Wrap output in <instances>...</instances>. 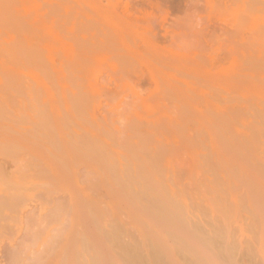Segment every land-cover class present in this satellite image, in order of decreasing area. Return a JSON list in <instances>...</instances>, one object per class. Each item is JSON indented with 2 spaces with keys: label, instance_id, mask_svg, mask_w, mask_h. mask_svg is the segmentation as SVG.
Instances as JSON below:
<instances>
[{
  "label": "rangeland",
  "instance_id": "rangeland-1",
  "mask_svg": "<svg viewBox=\"0 0 264 264\" xmlns=\"http://www.w3.org/2000/svg\"><path fill=\"white\" fill-rule=\"evenodd\" d=\"M164 2L166 6L162 9L158 4ZM248 9V4L243 3V0H0V91L6 83L9 86L16 83L21 87L14 90V86V92L7 93L6 101L4 99L6 103L2 105L5 108L0 106V117L3 116V119L0 118V124L13 120V124H17L20 130L31 129V133L35 131L40 135L53 130L59 122L70 127L72 119L65 107L64 97H68L72 92L67 88L83 91L91 83L96 91L88 94V109L76 111L80 118L89 125L95 122L90 116L93 104L100 120L106 116L110 122L115 120L122 127L127 118L140 117L145 128L159 133L169 142L179 140L181 143L178 157L176 156H181V159L176 158V167L180 164L179 170L175 171L177 175L183 176L181 179L178 177L179 181L193 177L198 167V170L203 171V179L206 176L204 173H211L208 170L211 166L207 165L216 162L218 156H221L220 161L218 158L219 162L223 159V163L232 160L228 158L227 152L228 159L222 157L225 154L223 151H226L224 141H227L229 146V143H232L229 141L237 135L232 132V138L230 132H221L218 126L220 122L217 124L221 118L216 111L220 112L224 107L230 108V105H240L236 110L239 114L240 107L242 118V114L249 115L254 111L247 110L248 105L255 107L257 111V108H261L257 103L264 104L263 89L259 88L261 83L244 78L247 74L242 76L244 70L249 73V68L259 67L263 63L258 54L259 49L264 50L263 23L259 19L260 23H257L262 26L256 24L252 28L247 27L246 23L257 15V18L263 17L264 11ZM6 18L15 23L13 28L6 29L1 26V22ZM34 53L39 55L38 61L31 59ZM257 63L259 66H256ZM77 66L83 67V72L72 75L71 71ZM259 93L261 94L258 95ZM94 97H97L96 101ZM241 103L245 107L244 112ZM198 104L202 111L197 109ZM246 104L248 105L244 106ZM1 108L7 109L5 111L8 112ZM248 115H244L246 119ZM251 115L256 116L255 112ZM252 118L255 117L249 118L250 121ZM241 121L244 122L243 119ZM236 123L238 122H235V125H238ZM248 124H245V129L238 125L239 129L245 130L239 133H249L253 127L249 124L250 129ZM219 131L231 139L229 140L228 136L221 139L223 135H220ZM241 139L244 138L238 137L236 140L240 142ZM3 144L4 141L0 137V147ZM19 152L20 155L18 156V153L16 157L7 155L4 158L0 155L1 160H5L2 164L4 171L0 173L4 176L3 180L5 179L3 183L8 184L2 185L7 189L1 194L7 197L8 194L13 196L16 193L21 197L18 200H21V206H16L11 213L5 212L9 213L10 218L5 214L7 217L5 216L4 222L7 224L2 228L4 232L0 229V241L3 243L0 242V264L12 262L9 249L12 252L22 251V264H40L43 260L46 262L49 256L50 261H54V254L63 251L68 239L79 234L83 226L78 221L80 218L77 220L73 216L70 205L63 201V194L68 192L67 194L74 195L82 190L78 191L79 187L74 181L57 179L55 182L54 179L58 177L57 174L56 178L54 177L56 172H52L53 179L47 169L46 172L40 171V154L42 155L44 149L37 142L24 144ZM211 169L213 170V167ZM187 179L182 182H187ZM234 179L233 182L237 178ZM182 182L179 183L183 184ZM210 185L206 180H202V189H205V192L202 190V207L199 206L198 209L202 210L203 218L205 214H210L212 209L216 214L222 210L221 206L218 207L212 200L214 194L209 189ZM59 189H62L60 194L64 191L63 197L55 192ZM52 195L55 198L49 199ZM61 202H64L62 207ZM245 202L241 201L242 206L237 209H230L228 206L231 215L228 216L229 220L232 216L233 220L238 219V214L244 220L248 217V207L243 208ZM114 203L112 204L116 207V201ZM119 204H122L117 205L121 210L126 209V228L130 232L140 233V223L137 217H133L137 215L136 212L129 213L127 204V208L125 203ZM56 205L61 207L58 209L59 216L54 214L58 208ZM214 209L220 211L216 212ZM233 210L237 211L236 214ZM50 213L54 214L53 218L57 215L56 219H53ZM34 216L37 217L36 221L31 220ZM29 217L33 222L29 221ZM244 220L242 222L247 229L251 223L247 219ZM32 228L37 235L40 234L36 238L37 241L29 236V229ZM38 229L40 231H36ZM141 232L144 233L142 229ZM247 233L250 235L248 231ZM254 239H248L249 243L252 242V245L248 246H253L256 241V238ZM248 246L243 243L244 250L246 247L248 249ZM252 248L249 250L253 251ZM245 251L246 253H242L247 263L252 261L253 264H264V251L258 252L255 257L252 251ZM242 253L239 256H242ZM250 255L253 256L250 258Z\"/></svg>",
  "mask_w": 264,
  "mask_h": 264
},
{
  "label": "bare ground",
  "instance_id": "bare-ground-1",
  "mask_svg": "<svg viewBox=\"0 0 264 264\" xmlns=\"http://www.w3.org/2000/svg\"><path fill=\"white\" fill-rule=\"evenodd\" d=\"M165 2L164 4H158L159 7L164 9V6H166ZM243 3L248 4L250 8L248 9L249 11H264V0H243ZM257 17L259 16L257 15L255 18L249 20L248 23H246V25L248 24L247 27L252 28L256 26V24H259V21H261L264 26V16L261 18ZM1 24V26L6 29H11L15 25L9 18L4 19ZM259 25L262 26L261 24ZM258 54L260 55L259 57H261L260 60L263 62L261 63L262 65L259 66V63H257L256 66L259 67L249 68L250 70H247L249 73L244 70L245 72H242V76L247 74L246 77H243L251 78L250 80H253V82L256 81L258 84L261 83L259 84V88H262L264 92V50L259 49ZM31 59L33 61H38L39 55L34 53ZM71 72L72 75L81 74L83 72V67L77 66V68H73ZM246 81L247 79L245 83ZM6 84L0 91V106L2 108H5L2 105L6 103L7 93L14 92V90L20 86H17L16 83H14L15 87L13 84L11 86ZM260 85H262V87H260ZM67 89H70L69 91L72 92L68 97L67 95L64 97L65 107L72 119L70 127H66L67 125L64 126L59 122V124L55 125L53 130L41 133L40 135L35 133V131L31 133V129L20 130L17 124H13V120L8 121V119H6L8 122L3 120L6 123L0 124V137L4 141V144L0 147V155H3L4 158L7 155H14L16 157L19 153V156V151L24 144L28 145L31 142H37L40 147L44 149V152H46H42V155L45 154L44 157L40 154V160H42L40 162V171L46 172L48 170L47 172L51 173L50 177L52 178L53 173L56 172L54 173V177L56 178V174L58 177L56 179L53 178L55 182L60 179L74 181L75 185L77 184L76 186L80 189H78V191L81 192L82 190L81 193H74V195L67 194L68 192L64 193V191L62 192L65 195L63 193L60 194L59 192H61L62 189L55 191L58 192L60 196H62V194L65 196L63 201L70 205L71 212L74 213L73 216H75L77 220L80 218L78 221H80L83 226L78 222V224L80 223L82 226V230L78 229L80 230L79 234L75 233L77 235L71 236L63 251L60 250L57 255L54 254L55 257L51 254L52 257L55 258L54 261H50V256L47 255L49 256L48 259H46L47 261L44 262L45 260H43V263L40 264H253L252 261L247 263L248 261L242 252L246 253L245 250L250 252L252 250L249 249L253 247L254 252L252 251L251 253H254L255 257V255L258 256V252L261 253L264 251V141H260L264 140L263 103H257V106L259 105L261 107L260 109L254 104L255 102L253 103L257 111H255L254 106V108H252L248 107L250 106L248 104L244 105H248L246 107L247 110H254L253 112H255L256 116H252V112L249 115L242 114L241 118L240 107L239 114L237 112L238 110H236L240 105L235 107V104L232 105L233 107H231V105L228 106L233 109L232 111H229L230 108L225 107L221 108L222 111L220 110V112H218L219 110L216 111L218 117L220 116L221 119H218V122L215 119L216 117H214V119L217 124L220 122L218 126L219 129L222 130L221 132H225L226 134L230 132L231 134L228 133L230 137L234 136L232 134L235 132L237 135L240 134L239 136L236 135L237 138H244L238 142L235 136V139L230 140L231 138L227 135L230 140L229 142L232 141V145L229 143V146L227 141L223 140L224 143L226 142V145L224 144V146H226L224 148L226 151H223L225 154H223L222 157L227 158V152V155H229L228 158L232 159L231 161L236 164H232L230 159V162L227 161V163H225V161L223 163V159L221 163L219 162L221 156H218L219 161L217 158L216 162H211V165H207L211 166V168L213 167V170L211 168L208 169L209 172L211 171L210 177L213 176L212 178L209 177L210 174L204 173L203 175L206 176L204 177L205 179H202L203 171H201L202 169L198 170L199 167L197 166L198 168H196L197 172H195V175L193 177H188V179L183 178L182 180H188L183 183L182 180L179 181L183 176L181 177L175 173V171L177 172V170H179L178 166L180 165L177 164L178 166L176 167V158L178 157V150L181 147L179 140L169 142L168 139L163 138L159 133L157 134L153 130L151 131L145 128L144 121L140 119V117L127 118V122L123 127L115 120L110 122L106 116H104L103 120H100L96 115V106L94 104L91 107L90 116L95 122L89 125L85 120L79 117L80 114L77 112L88 109L90 103L88 96L90 93H93V91H96L95 86H91L90 83L83 91H75V88L71 90V87ZM263 92L262 94H264ZM260 94L261 93L258 95ZM95 98L97 97H94V101H96ZM242 103L245 104L244 102ZM242 103L241 107H243ZM199 106L198 104V108H196L202 111L199 109ZM244 108L245 107L241 108L243 112L245 111ZM5 110L4 112L7 113L8 111ZM4 112L2 113L4 114ZM249 112H251V110ZM244 115H248L247 119ZM250 116L255 118H252L253 120L250 121ZM1 119H3V116ZM242 119L244 124L241 121ZM239 121H241L243 127ZM235 122H238L236 124L240 125V127H242L241 129H245L244 126L248 123L251 124L254 129L252 128V133L251 131H249V133H239L245 130L239 129V126L235 125ZM248 127L251 129L250 125ZM248 130L249 129L246 131L248 132ZM215 132L217 133L218 130ZM221 132L219 131V134ZM220 135H223V133ZM227 136L223 135L225 138L220 137L221 139H226ZM233 140L236 141L234 142ZM222 144L220 143V145ZM3 161L5 160H1L0 157L1 173L4 171L2 165L4 163ZM229 163H231V165ZM207 164L210 163L207 162ZM225 164L227 166H225ZM1 173L0 229L2 230L4 224H7L4 222L5 214H7L5 212L9 211L11 213L16 206L18 207L21 201L18 200L21 197L16 195V193L15 195L13 194V196L8 194L7 197L6 195L4 197L3 193L1 194V192H5L7 189L6 186L2 185L8 186V184H5L6 182L3 183L5 179L3 180L4 176ZM49 173H47V175H49ZM43 175L46 176V174ZM231 177L233 179L237 178L236 181H234L237 182V184H234ZM202 180H206L211 184L209 189L212 194H214L212 195V200L215 205L217 204L218 207L221 206L222 210L224 209V211H222L221 208H218L221 212L216 214L213 213V209L211 210L209 207L211 210L209 212L211 213L205 214L204 218L202 216V210L198 209L199 206L202 207V205H200L203 194ZM235 188L238 190L235 191ZM16 190H18V188ZM63 190L66 191L65 188ZM204 190L203 192H205ZM207 190L208 189H206V191ZM70 193L72 192L70 191ZM54 194L56 195L57 193ZM54 198L55 197L52 195L49 199ZM209 200L211 201L210 197ZM115 201L116 207L113 206ZM241 201L242 203L246 201L243 208L248 207L249 209H247L249 215L246 217L251 223V225L248 226L249 229H245L244 223L242 222L244 218L241 219L239 214L237 217L241 220L239 218L233 220V216L230 217L229 220L228 217L231 216L229 214V209H227L228 206L230 209L232 207L237 209L238 206H242L240 205ZM121 202H123V204L125 203V206L127 204L130 208V210H127L129 213L132 212V214H135L133 212H136L137 215L133 217H137L140 223L138 225L140 233L135 231V233L132 231L130 232V230L126 228V221L124 220V217L127 218V213H124L126 209L123 208V210H121L122 208L120 209L117 207V205L122 206V204H119ZM62 203L64 202L60 203L61 207ZM60 206L58 205L57 209L53 208L54 210L56 209L54 214L57 213L58 215V212L60 213V210L58 211V209L61 208ZM127 206L125 208H127ZM114 207L117 208V210ZM118 208L122 212H120ZM209 209H207V211ZM234 212L236 214L237 211ZM54 214L50 213L52 218ZM8 215L9 213L7 216ZM57 215H55L53 219H56ZM232 215L234 214L232 213ZM35 217L36 216L31 220L36 221L37 217ZM7 218L9 219L10 217L8 216ZM8 219L6 221H8ZM141 229L144 233L141 232ZM30 230L31 229H29L31 235H28L30 238L34 237L32 240H36L40 234L37 235V232L35 233L33 228L34 234H32V230ZM2 231L4 232V230ZM36 231L40 230L38 229ZM245 232L248 235H246ZM254 238H256V241L253 243V246H248L252 245V242H250V244L248 239L253 241L255 240ZM47 241H49V239H47ZM244 242L247 243L248 249L247 247L245 250L243 249ZM9 250L8 252L12 258V262L9 264H22V262H24L22 261L21 250H15L13 252ZM50 252L51 251H49V253ZM45 253L47 252L45 251ZM241 253L244 256H240L245 259L239 256ZM43 254H41V256ZM251 256L253 255H250V258ZM36 258L38 259V257ZM38 260H36L37 263ZM254 264H256V262Z\"/></svg>",
  "mask_w": 264,
  "mask_h": 264
}]
</instances>
